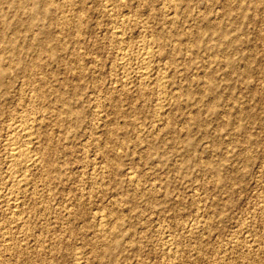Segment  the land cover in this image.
Here are the masks:
<instances>
[{"label":"rangeland","instance_id":"obj_1","mask_svg":"<svg viewBox=\"0 0 264 264\" xmlns=\"http://www.w3.org/2000/svg\"><path fill=\"white\" fill-rule=\"evenodd\" d=\"M0 183V264H264V0H0Z\"/></svg>","mask_w":264,"mask_h":264},{"label":"bare ground","instance_id":"obj_2","mask_svg":"<svg viewBox=\"0 0 264 264\" xmlns=\"http://www.w3.org/2000/svg\"><path fill=\"white\" fill-rule=\"evenodd\" d=\"M172 1V0H170ZM81 2V1H80ZM171 3V2H170ZM76 4V3H75ZM110 4L107 5V9L109 10L110 8ZM120 6V5H119ZM115 7V6H114ZM79 8V7H78ZM114 9V8H113ZM122 10V9H121ZM125 10V9H124ZM62 12V11H61ZM121 13V11H120ZM64 14V13H63ZM112 15V14H111ZM118 17V16H117ZM120 17V16H119ZM128 18H126V15H121V17L117 20V26L114 29L113 31V36L117 39H121V37L123 36V28L124 26L127 24V21ZM80 24V23H79ZM130 26V25H129ZM76 28V27H75ZM64 30V29H63ZM71 31V30H70ZM35 32V31H34ZM125 35V34H124ZM126 36V35H125ZM124 37V36H123ZM146 37V36H145ZM151 38V37H150ZM155 38V37H154ZM201 38V37H200ZM145 39V38H143ZM32 40V39H31ZM155 40V39H154ZM147 41V40H146ZM117 42V41H116ZM120 42V41H119ZM151 42V41H150ZM122 43V42H121ZM153 43V42H152ZM155 44V43H154ZM125 45V44H124ZM123 46V45H122ZM157 47V46H156ZM120 48V47H119ZM129 48V46H128ZM141 48V47H140ZM122 49V48H121ZM126 49V48H125ZM152 48L150 47H147V46H144L143 47V51L141 54H139L137 57H135V59L131 58L132 56H130V58L128 57L129 54H128V49L127 50H124V47L122 49V51L119 53L120 54V58L122 60V63L120 67H122V69L124 70H127V72L130 70L131 71H134L135 74L137 75V77L139 78V84H145L143 85L146 86V83L148 82V80H150L149 83H147V86L148 84H152V80H151V68H152V65H153V53L151 50ZM154 49V48H153ZM160 50H158L159 52ZM49 52V51H48ZM130 53V52H129ZM118 54V55H119ZM160 55V54H159ZM156 56V55H155ZM62 57V56H60ZM42 59V58H41ZM159 59V58H158ZM35 60V59H34ZM133 61H136V63H134ZM157 63V62H156ZM155 64V63H154ZM134 65H137L136 68H134L133 66ZM119 66V65H118ZM35 69V68H34ZM119 69V68H118ZM166 70V69H165ZM170 70V69H168ZM125 72V71H124ZM129 72V73H130ZM134 74V73H133ZM130 78V77H128ZM133 78V77H132ZM137 78V79H138ZM162 78V77H161ZM131 79V78H130ZM157 80V79H156ZM159 80V79H158ZM156 81V83L159 85V86H162L163 84L165 85V83H163L162 80H159V81ZM132 82V81H131ZM128 85V84H127ZM126 85V86H127ZM125 86V85H124ZM129 87V86H128ZM127 87V88H128ZM142 87V86H140ZM153 87V85H152ZM133 89V88H132ZM35 90V89H34ZM162 90V89H161ZM143 91V90H142ZM167 91V90H166ZM165 91V92H166ZM123 92V91H122ZM154 92V91H153ZM29 93V92H28ZM133 93V92H132ZM142 93V92H141ZM140 93V94H141ZM144 94V93H143ZM168 94V93H166ZM149 95V94H148ZM167 96V95H166ZM170 99V98H169ZM159 100V98H158ZM165 102V101H164ZM165 108V107H164ZM161 110V109H160ZM26 113V112H25ZM159 113V112H158ZM160 114V113H159ZM22 115V114H21ZM24 115V114H23ZM28 115V113H27ZM34 115V114H32ZM12 116V115H11ZM23 116H21L22 118ZM26 117V116H25ZM29 119V118H28ZM37 119V118H35ZM34 119V120H35ZM30 120V119H29ZM28 120V121H29ZM41 120V119H40ZM27 119H26V122L24 123L23 120H20L18 122H15L14 124H12L11 126H8V130H7V135L8 137L6 139H8V143L6 144L8 148V151H7V161H8V164H9V170H10V173L11 174H17V175H9L10 177V181L8 182V180H6L8 182L7 185H9L8 188V192H4L6 195V197L4 198L6 201V210L8 209L9 211L11 212H14V213H17L18 212V209H20V200L18 201V198L16 197H13L14 195V192L19 191L22 189L30 186V181L28 182V177H29V172L31 168L35 167V165L37 163H40L38 162L39 159H37V155L35 154V152H33L30 148V144H32L34 142V138L35 136L34 135V132H33V124L30 122H28ZM34 122V121H33ZM35 122H37V120H35ZM37 124V123H35ZM39 125V124H38ZM35 126V125H34ZM37 136V135H36ZM111 138V137H110ZM38 140V139H37ZM37 143V142H36ZM119 143V142H118ZM35 150V149H34ZM37 156V157H36ZM6 157V156H5ZM114 160V159H113ZM40 165V164H39ZM29 172V173H28ZM131 175V174H130ZM130 177V176H129ZM135 177V176H134ZM134 177H131V182L132 181H135L134 180ZM30 178V177H29ZM102 181V180H101ZM100 181V182H101ZM136 182V181H135ZM134 182V183H135ZM6 183V182H5ZM29 183V184H28ZM132 183V184H134ZM1 184V183H0ZM97 184V183H96ZM131 184V183H130ZM5 185V186H7ZM101 185V184H100ZM3 187V186H2ZM102 187V186H101ZM1 188V187H0ZM5 188V187H4ZM102 189V188H101ZM2 190V189H1ZM103 191V190H102ZM3 192V191H2ZM25 192H27V189L25 190ZM23 192V194L25 193ZM1 193V192H0ZM2 194V193H1ZM0 194V195H1ZM16 194V193H15ZM13 195V196H12ZM21 196V195H20ZM2 197V196H1ZM2 201V200H0ZM119 204V203H118ZM22 205V204H21ZM5 210V209H4ZM7 210V211H8ZM22 209H20V212H21ZM107 211V210H106ZM24 212V211H23ZM114 212V211H113ZM107 213V212H106ZM105 213V214H106ZM22 213H20V216H21ZM17 215V214H15ZM25 215V214H24ZM19 216V215H18ZM112 217V216H110ZM21 219V217H18ZM107 218V217H106ZM105 218V215H102L99 217V225H100V228H101V231L103 232V234H108V231L109 229L106 228V219ZM26 219V218H25ZM27 220V219H26ZM97 220V221H98ZM13 221H17L16 219L13 220ZM25 221V220H24ZM21 222V221H20ZM15 223V226L17 225L16 223L17 222H14ZM28 223V222H27ZM20 223H18V226L17 227H21L19 226ZM29 224V223H28ZM113 225V224H112ZM12 226V225H11ZM27 226V225H26ZM8 227V226H7ZM30 227V226H29ZM28 227V228H29ZM98 227V226H97ZM4 228V227H3ZM17 229V228H16ZM30 230V228H29ZM28 232V231H27ZM100 233V232H99ZM27 234V233H26ZM4 235V234H3ZM9 235V234H8ZM7 235V236H8ZM13 235V234H12ZM28 235V234H27ZM10 236V235H9ZM8 236V237H9ZM105 236V235H104ZM7 237V238H8ZM109 239V238H108ZM7 240V239H6ZM101 241V240H100ZM16 243V242H15ZM10 244V243H9ZM15 247V246H13ZM14 250V249H13ZM11 250V251H13ZM171 250V249H170ZM9 253V252H8ZM11 259V258H10Z\"/></svg>","mask_w":264,"mask_h":264}]
</instances>
